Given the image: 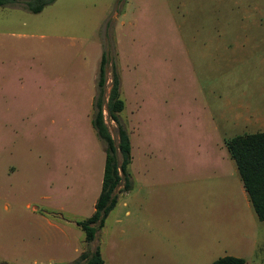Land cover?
Segmentation results:
<instances>
[{
	"label": "rangeland",
	"instance_id": "374dc122",
	"mask_svg": "<svg viewBox=\"0 0 264 264\" xmlns=\"http://www.w3.org/2000/svg\"><path fill=\"white\" fill-rule=\"evenodd\" d=\"M25 1L0 5V264H70L95 246L103 264H264V219L223 142L246 131L234 104L258 100L242 89L264 58L251 51L264 47V0ZM102 51L130 186L86 242L76 221L100 188L89 119Z\"/></svg>",
	"mask_w": 264,
	"mask_h": 264
},
{
	"label": "trees",
	"instance_id": "16d2710c",
	"mask_svg": "<svg viewBox=\"0 0 264 264\" xmlns=\"http://www.w3.org/2000/svg\"><path fill=\"white\" fill-rule=\"evenodd\" d=\"M52 0H26V8L32 12L39 11ZM16 0H0V5L14 4ZM105 52L100 54L97 65L96 89L92 98L93 112L90 124L95 135L104 143V161L100 188L93 203L92 212L76 221L84 233V240L93 239L95 231L101 227L108 211L116 202L114 189L123 180V187H128L126 166L130 162V144L125 129L119 122L118 113L123 107L119 94V77L114 67L111 68L110 86L105 91ZM103 110L117 126L118 141L114 140L103 118ZM225 149L233 160L242 187L250 206L259 220L264 219V130L243 132L224 139ZM117 152L120 159L118 160ZM70 264H103L99 247L80 252ZM209 264H245L242 257L224 254L212 259Z\"/></svg>",
	"mask_w": 264,
	"mask_h": 264
},
{
	"label": "crops",
	"instance_id": "0c3cea01",
	"mask_svg": "<svg viewBox=\"0 0 264 264\" xmlns=\"http://www.w3.org/2000/svg\"><path fill=\"white\" fill-rule=\"evenodd\" d=\"M257 49L260 52L264 53V47H261V48L252 47L251 51L253 52ZM250 62L251 61H249L247 63H250ZM253 64L258 67L257 69L254 70L256 72V74H254L255 76L252 77V79L250 80L249 83L243 84L245 86L242 90H244L246 92H248V91L251 92L250 95H253V97H257L258 100H256V101L243 100L242 103H237V104H234V106H233V109H234L233 111H234V116H235L234 122H235V124H238L240 127H245V128H241L242 131L246 130L245 132L264 130V58L263 59L258 58L257 62L253 63ZM89 123H90V119H89ZM257 124L260 126L263 125L262 128L257 126ZM226 153H227V150H226ZM227 155H228V153H227ZM128 164L126 166L127 178H128V187L124 188V191L126 189H128L130 186V174L128 172ZM236 172H237V170H236ZM101 174H102V172H101ZM237 175H238V173H237ZM238 177H239V175H238ZM239 179H240V177H239ZM241 185H242V183H241ZM245 195H246V193H245ZM96 196H95V198H96ZM246 199H247V196H246ZM247 201H248V199H247ZM93 203H94V201H93ZM248 203H249V201H248ZM249 205H250V203H249ZM92 210H93V208H92Z\"/></svg>",
	"mask_w": 264,
	"mask_h": 264
}]
</instances>
